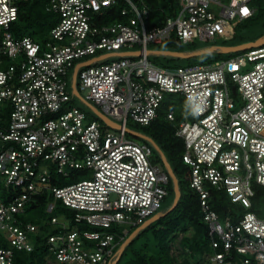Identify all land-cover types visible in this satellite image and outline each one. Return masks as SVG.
I'll return each instance as SVG.
<instances>
[{
  "label": "built area",
  "instance_id": "built-area-1",
  "mask_svg": "<svg viewBox=\"0 0 264 264\" xmlns=\"http://www.w3.org/2000/svg\"><path fill=\"white\" fill-rule=\"evenodd\" d=\"M23 1L34 0H0V185L12 189L0 198V264L34 251L40 228L24 216L42 193L54 199L49 213L60 201L76 223L51 216L48 253L59 264H108L128 228L155 216L169 193L171 175L153 162L152 146L127 136L130 121L149 125L171 94L189 108L176 136L209 228V261L264 264V203L254 211L253 200L255 186L264 188V44L207 64L149 59L151 44L234 34L232 21L255 13L252 0H180L175 15L150 27L146 0H40L58 17L44 44L14 35ZM118 6L127 22H103ZM74 89L121 128L72 106ZM167 118L176 121L175 110ZM73 177L81 179L61 185ZM214 191L241 210L221 216Z\"/></svg>",
  "mask_w": 264,
  "mask_h": 264
},
{
  "label": "trees",
  "instance_id": "trees-1",
  "mask_svg": "<svg viewBox=\"0 0 264 264\" xmlns=\"http://www.w3.org/2000/svg\"><path fill=\"white\" fill-rule=\"evenodd\" d=\"M146 1L151 10L148 27L162 24L167 17L175 15L180 6V0ZM251 5L256 11H254L255 13L253 16L247 20L264 16V0H252ZM121 9L122 6L112 8L108 14L104 16L103 22H127V18L121 14ZM57 23V15L46 10L44 1H23L20 4L19 19L15 22L12 30L16 37L30 36L36 41L44 44L49 38L51 29ZM261 37H263V35L253 40L240 42L239 44L254 42ZM163 44L169 47V51L172 52H175L173 48L183 45L176 40L168 41ZM229 54L227 55L233 56V53ZM2 67L3 66L0 65V68ZM168 67L171 66L168 65ZM185 103L184 101L178 102L177 95H168L162 105L159 116L148 125L149 127L153 126L158 129L151 138L157 146L158 151L163 155L165 163L172 168L173 175L179 182L181 190L180 200L177 206L171 210L176 195L174 181L171 177L168 187L169 193L164 201V203L167 202L165 209L161 212L164 205L163 203L161 209L155 215L156 218L150 222L147 220L146 222L148 223L143 229L136 232V230L141 227L137 226L129 230L126 240L120 243L116 255L108 264H212L208 256L213 253L214 249L211 244L208 225H206L203 219L201 198L190 184L189 176L191 169L183 160V154L185 152L184 142L176 136V122L180 120V116H182L185 111L189 110L188 105ZM169 110H175L176 121H170L167 118V112ZM91 120L101 121L103 126L106 127L104 122L97 116ZM145 143L151 145L154 149V145H152L151 142L147 141ZM153 162L160 164V159L154 155ZM79 179L81 178L73 177L71 179H61V185L70 184ZM255 189L256 196L253 200L255 205L254 211H257L260 206L259 204L264 202V188L255 186ZM11 190L12 189H8L1 184L0 198L7 201ZM211 194L212 207L221 216H225L228 213L235 214L236 211L241 210L239 206L234 205L230 201L224 192L214 191ZM52 200L54 199L51 196L42 193L36 195L29 201L27 214L24 216V219L27 222L39 225L40 230L36 236L37 240L34 251H17L15 264H45L50 254L45 248L44 241L47 239L48 235L55 232L54 227L48 222L52 215H64L70 218L72 220V228L76 227L74 213L70 208L64 206L62 202H57V208L53 213L48 212L47 206L49 201ZM78 227L88 229L86 225H80ZM114 229H117V227ZM121 233L122 229H119V234ZM180 233H185L181 238L180 244L184 251L190 254L192 258V260H185L182 263L175 258L171 247L172 242Z\"/></svg>",
  "mask_w": 264,
  "mask_h": 264
},
{
  "label": "rangeland",
  "instance_id": "rangeland-1",
  "mask_svg": "<svg viewBox=\"0 0 264 264\" xmlns=\"http://www.w3.org/2000/svg\"><path fill=\"white\" fill-rule=\"evenodd\" d=\"M225 3L228 2V0H224ZM232 25L234 27V34H228L221 37H218L217 40L211 41V40H200L196 39L194 43H188L183 44L182 46H178L176 48H173L175 52L179 53L177 56H172L168 53L164 52H172L169 51V47L166 45H155L151 44L149 45L150 55L149 59L151 62H153L156 65L159 66H171V67H179V66H188V65H195V64H207L212 63L218 60L227 59L231 56H229V53H222V51H219L221 49L213 50L209 53H203L200 55H195L189 57L191 53L194 52H200L204 49H211L212 47H221L223 45H237L240 42L249 41L256 39L263 35L264 37V16L261 18H254L247 21H239L238 19L232 21ZM261 37V38H263ZM229 54V55H227ZM235 52H233V55ZM71 74L70 73V81H71ZM73 97V94H72ZM178 97V102L184 101V99L180 96ZM185 103V101H184ZM72 106L80 108L82 111H84L90 119H93L97 116V114L94 112V108L89 105L88 102L84 101L83 99L74 96V99H72ZM186 111L183 113L182 116H180V120L176 122V126H178L179 122L183 120L184 115ZM98 117V116H97ZM99 118V117H98ZM195 117L190 118V120H194ZM128 128L130 132H128V138L134 139L139 143H145L150 142L145 137H149L155 134V132L158 131V129L152 127H149L148 125H141L139 123L130 121L128 123ZM135 133V134H134ZM152 145H154V155L160 159V165L163 166L165 170H167V164L165 163V160L163 159V155L158 151L157 146L151 142ZM164 203V202H163ZM264 203V202H263ZM167 202L164 203L161 212L165 209ZM129 230H132L133 228H128ZM185 233H180L178 237L172 242V253L175 256V258L179 262H184L185 260H192L190 257V254H187L184 249L182 248L180 241L182 236Z\"/></svg>",
  "mask_w": 264,
  "mask_h": 264
},
{
  "label": "water",
  "instance_id": "water-1",
  "mask_svg": "<svg viewBox=\"0 0 264 264\" xmlns=\"http://www.w3.org/2000/svg\"><path fill=\"white\" fill-rule=\"evenodd\" d=\"M264 44V38H259L257 39L256 41L254 42H247V43H243V44H239V45H236V46H221L220 49L222 50V52L224 53H233V52H239V51H243L245 49H248V48H251V47H254V46H258V45H262ZM213 50H216V46L212 47L211 49H205V50H201L200 52H194V53H191L189 55V57L191 56H195V55H200V54H203V53H209ZM164 53H168L172 56H177L179 53L177 52H164ZM133 53L131 52H122V53H119L120 56H127V55H131ZM138 54V53H136ZM79 68V65L75 68V73H74V77L76 75V72ZM74 93L77 97L83 99L84 101H86L83 96L77 91V89H74ZM87 102V101H86ZM89 103V102H88ZM90 106H92L90 103H89ZM93 107V106H92ZM94 108V112L97 114V116L102 119L108 126L114 128V129H120L121 128V125L117 124L116 122H114L111 118H109L107 115H105L103 112H101L100 110L96 109L95 107ZM135 134V133H134ZM147 140H149L150 142L154 143V141L148 137H145ZM167 164V163H166ZM167 171L168 173L171 175V177L173 178V181H174V190H175V199H174V203H173V206L171 208V210H173L179 200H180V197H181V190H180V187H179V182L177 180V178H175V176L173 175V170L172 168L167 164ZM156 217L153 216L152 218H150L148 220V222L150 221H153ZM148 222H145L141 227H139L136 232H138L140 229H143ZM135 232V233H136Z\"/></svg>",
  "mask_w": 264,
  "mask_h": 264
},
{
  "label": "crops",
  "instance_id": "crops-1",
  "mask_svg": "<svg viewBox=\"0 0 264 264\" xmlns=\"http://www.w3.org/2000/svg\"><path fill=\"white\" fill-rule=\"evenodd\" d=\"M205 50V49H204ZM45 264H59L52 255H49Z\"/></svg>",
  "mask_w": 264,
  "mask_h": 264
},
{
  "label": "clouds",
  "instance_id": "clouds-1",
  "mask_svg": "<svg viewBox=\"0 0 264 264\" xmlns=\"http://www.w3.org/2000/svg\"><path fill=\"white\" fill-rule=\"evenodd\" d=\"M142 226V225H141Z\"/></svg>",
  "mask_w": 264,
  "mask_h": 264
}]
</instances>
